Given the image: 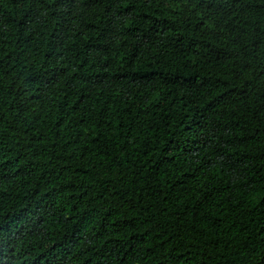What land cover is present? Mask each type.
<instances>
[{"label":"trees","instance_id":"1","mask_svg":"<svg viewBox=\"0 0 264 264\" xmlns=\"http://www.w3.org/2000/svg\"><path fill=\"white\" fill-rule=\"evenodd\" d=\"M0 264H264V0H0Z\"/></svg>","mask_w":264,"mask_h":264}]
</instances>
